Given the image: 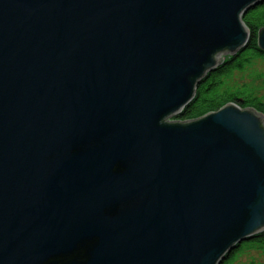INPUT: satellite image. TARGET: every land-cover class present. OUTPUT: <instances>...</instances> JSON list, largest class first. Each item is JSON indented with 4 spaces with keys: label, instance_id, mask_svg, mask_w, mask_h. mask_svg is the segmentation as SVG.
<instances>
[{
    "label": "water",
    "instance_id": "water-1",
    "mask_svg": "<svg viewBox=\"0 0 264 264\" xmlns=\"http://www.w3.org/2000/svg\"><path fill=\"white\" fill-rule=\"evenodd\" d=\"M263 3L0 0V264H224L264 232V115L179 120Z\"/></svg>",
    "mask_w": 264,
    "mask_h": 264
},
{
    "label": "trees",
    "instance_id": "trees-1",
    "mask_svg": "<svg viewBox=\"0 0 264 264\" xmlns=\"http://www.w3.org/2000/svg\"><path fill=\"white\" fill-rule=\"evenodd\" d=\"M243 21L250 34L247 46L224 62L203 80L197 87L196 95L191 104L179 117L180 121L199 119L209 113L217 112L228 104H235L241 109L253 108L264 115V99L253 91L236 92L225 88V81L234 73L242 72L254 61H264V53L258 47V32L264 28V3L250 10ZM245 251L258 252L264 256V232L253 240L245 242L232 253L224 264H233L237 256ZM249 264H264L252 260Z\"/></svg>",
    "mask_w": 264,
    "mask_h": 264
},
{
    "label": "rangeland",
    "instance_id": "rangeland-1",
    "mask_svg": "<svg viewBox=\"0 0 264 264\" xmlns=\"http://www.w3.org/2000/svg\"><path fill=\"white\" fill-rule=\"evenodd\" d=\"M223 54L218 56V62L224 59ZM226 56L225 58H227ZM225 88L230 91L243 92L253 91L256 95L264 99V61L256 60L242 72H236L225 81ZM176 122L177 120L174 119ZM252 260L264 262V256L258 252L245 251L240 253L233 264H249Z\"/></svg>",
    "mask_w": 264,
    "mask_h": 264
}]
</instances>
